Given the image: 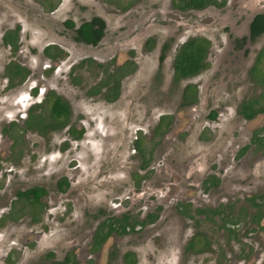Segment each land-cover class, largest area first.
Segmentation results:
<instances>
[{
	"label": "rangeland",
	"instance_id": "rangeland-1",
	"mask_svg": "<svg viewBox=\"0 0 264 264\" xmlns=\"http://www.w3.org/2000/svg\"><path fill=\"white\" fill-rule=\"evenodd\" d=\"M253 2L254 6L250 0H228L221 9L182 14L170 5V0H0V155H5L7 143L1 139V131L9 125L13 128V124L17 126L13 128L15 133L21 131L30 107L42 103L48 91H55L69 102L72 124L84 128L88 137L94 135L89 140L92 149L82 143L71 144L63 151L69 139L67 130L46 139L35 133L20 134L25 150L20 173L8 174L10 170L17 173L15 166L0 161V210L9 208L13 189L34 183L51 188L62 175L60 170H67L65 173L71 180L80 171L72 194L50 193L51 215L45 209L35 227L30 224L31 218L23 215L19 221H13L15 225L7 224L0 230V264L6 263V255H11L8 264H46L49 254L62 260L68 253V245L85 246L89 242L97 223L93 217L97 215L117 217L131 211L133 219L141 222L157 206L150 191L182 182L176 169H181L183 176L197 171L195 184L217 174L222 185L218 193L203 196L199 191L191 200L171 198L173 190L159 204L162 209L155 223L138 228L132 235L114 237L108 245L109 260L102 264H126L123 256L127 252L134 254L136 264H264V231L240 234L237 243L227 244L226 236L204 222L201 230H206L211 237L214 250L193 255L185 247L198 231L195 222L174 213V205L181 202H193V207L199 208L205 204L217 206L223 201L264 192V155L251 150L240 161L235 159L239 149L249 143L252 132L264 125V116L247 123L236 113L252 89L247 72L264 46V36L251 45L249 57H242L230 51L231 34L228 33L229 29L235 34L247 31L251 17L257 12L247 9L262 5L264 0ZM53 5L56 9L48 12ZM98 17L106 21L107 31L97 48L75 43L73 32L63 26L66 20L79 26ZM224 25H227L225 30ZM16 26L21 27V48L13 56L2 38ZM199 36L212 42L209 67L198 77L175 84L170 59L163 66V76L157 80L155 74L163 44L171 41V48H176L189 38ZM149 40H152L151 49L146 45ZM50 45L62 49L65 58L51 63L43 54L44 48ZM129 51L137 67L122 81L120 98L113 104L86 95L102 79L95 67L77 69L71 75V69L87 59L101 63L110 72L115 69L114 65L127 60ZM11 61L26 66L31 72L27 81L14 90L7 87L5 76ZM188 85L197 86L199 95L192 125L188 110L184 113L186 108L181 106ZM211 111L217 113L215 121L207 119ZM168 114L179 117L185 114L186 119L184 127L175 129L163 140L155 137L154 131L160 117ZM139 136L146 151L152 144L157 148L150 154L151 168L143 173L137 191L132 175L137 172L142 157L134 154L133 146ZM41 164L50 181L32 174ZM77 165L79 169L75 168ZM170 171H175L177 177L168 183ZM24 179L31 184L23 185ZM198 197L203 205L196 201ZM133 198V203L127 201L120 206L123 199ZM31 233L41 234V239L29 249L34 243H28ZM252 249L249 258L244 257ZM257 257L259 260L255 263Z\"/></svg>",
	"mask_w": 264,
	"mask_h": 264
},
{
	"label": "flooded vegetation",
	"instance_id": "flooded-vegetation-1",
	"mask_svg": "<svg viewBox=\"0 0 264 264\" xmlns=\"http://www.w3.org/2000/svg\"><path fill=\"white\" fill-rule=\"evenodd\" d=\"M194 1L202 2V0H170V5L178 13L186 14L189 12H203L212 8L221 9L224 8L228 3V0H204L206 3L203 2L201 4L197 2L195 3ZM253 1L254 0H250V3H252V5L254 6ZM52 8L53 10L51 11ZM55 9L56 5H53L51 8L48 9V12L52 13ZM247 11L251 13L257 11L250 19L247 31L243 34H235L233 30H228V33L231 34L230 51L235 54H240L242 57H249L251 54V45L258 43V41L264 36V32L259 34L258 36H255L253 32V28L257 21L264 22V3L258 7L247 9ZM93 19L95 18H92L88 21H84L79 26L76 25L75 22L72 20H66L63 22V26L67 31L73 32V40L75 43L90 48H97L98 46H100L101 42L105 38L107 31V23L103 18H99L104 22V28L100 30L102 35L96 43H90L89 40H83L79 35V30L86 23H90ZM226 28L227 25H224L223 30H225ZM9 31H17L18 53L21 48V27L16 26L13 29L7 30L5 34ZM151 41L152 40H149L146 43V45L149 46L148 49L153 48L152 43L151 45H149ZM192 41L202 44L205 48L201 68L193 76L178 79L175 70L176 58L181 48ZM170 42L171 41H167L166 43H164L160 49L158 67L155 74V78L157 80L163 76V66L170 59H172V79L173 83L175 84H179L182 81H189L190 79L196 78L209 67L208 60L212 44L210 39L204 36L192 37L184 41L180 46L176 48H171ZM47 49H50L51 52H57L59 58L56 61L50 59V57L45 54ZM17 53L14 54L12 52L13 56H15ZM43 54L47 59L51 61V63L61 61L66 56L65 52L56 45H50L45 47L43 50ZM132 54L135 55V52H132ZM10 64L18 65L24 69L23 75L25 77V80L21 84H18L14 88L10 89L14 90L16 88L21 87L27 81V79L31 76V72L26 66L24 67L16 61H11L9 65ZM114 66V70L107 72L105 71L106 67L101 63H95L94 60L87 59L83 60L76 67H73V69H71V75H73L77 69H89L95 67L99 71L100 76L102 75V79L96 85L88 89L86 95L89 98L100 97L102 101L108 104H113L120 98L122 90V81L135 72L137 63L134 61L129 51L127 60L124 61L121 65ZM247 76L249 78V83L252 87V91L249 90L247 96L240 102L237 107L236 113L239 118L246 121L247 123H253L257 119L262 118L264 116V46L260 47L259 51L257 52L251 67L248 69ZM21 79L22 76H19V78L17 79V83H19ZM73 82L74 84H78L75 80H73ZM97 89L99 90V93L94 94ZM115 93L117 94L116 99H114ZM36 94L34 96H37ZM55 97L60 98L61 101L67 104V106L69 107V118L67 119L65 126H60L63 125L62 122L64 117H62L59 122V127L51 129L48 128V126L46 125L48 123L49 117L48 111ZM198 99L199 95L197 86H186L184 89L181 106L186 108L183 111L184 113L186 112V110H188V113L190 115L188 119L191 125L194 122V120H192L194 119L193 115L196 114L194 111L196 110V108H198ZM39 105H43V108L33 110L34 108H36V106ZM31 114L42 115L45 121L42 128L37 126L35 120L31 118ZM184 116L179 117L178 115L172 116L170 114L161 116L159 119V123L157 124L154 131L155 137H162L163 140L167 136L169 138L175 129L178 130L179 128L184 127L183 123L186 119V117ZM71 118L72 108L69 102L66 101L60 95H58L55 91H48L42 103L30 107L27 112V116L23 118L24 122L21 131H16L15 133V130H13V128H17L15 124H13V128L12 125H9L7 129H3V131H1V139H4L7 143L6 150L4 151L5 155H0V161L2 164L5 162L13 163L12 166H15L17 170V173L10 170L8 171V174H19L20 170L24 167L22 165V156L24 155L25 150L22 148V145L20 143V138L22 137V135L20 134L27 135L30 133H35L40 137L46 139L50 135H54L58 132H63L64 130H67V135L69 136V139L68 142L65 143L66 145L64 146V148L61 150L65 151V149L68 148L71 144L80 145L82 143L88 145L89 149H92V145H90L91 142L89 140L94 135L88 137L84 128H79L76 124L71 123ZM207 119L215 121L217 119V113L215 111H211ZM186 127H189V122ZM156 148L157 145L152 144L151 149L146 151L143 144V138L139 136L135 140L133 146L134 154L138 153L142 157L141 164L139 165L137 172L132 175L134 189H136L137 191L140 190L141 179H143V173L146 172L149 168H151L150 154L153 155ZM89 149L86 150L87 153L89 152V155L94 158V154L90 152L91 150ZM251 150L258 151V153H261L260 156L264 155V125L255 129L252 132L249 143L239 149L235 156V159H237V161H240L242 158L246 157L250 152H252ZM146 153H148L149 157L146 155ZM46 160L49 161V158H47ZM75 168L79 169L80 166L77 165L75 166ZM36 170L37 171H32V174L34 176L40 177L42 180L45 179L46 181H50V177H48V173L46 169H44L43 164H41L39 169ZM175 171L181 174L180 178L182 179V182H175L173 184L163 185L161 188L156 189V191H150L151 195L155 198L157 206L154 208V211H152V213H146L141 222H137L133 219L134 217L131 215V211L125 212L122 215H118L117 217L111 215L94 216L93 219H96L97 223L90 235L89 242H87L85 246L80 244H70L68 245V253L64 256V258H62V260L55 259V254H49V260L45 261V263L102 264L105 261L109 260L107 256V254L109 253L108 245L113 242L112 240L114 239V237H124L132 235L138 230V228H143L146 225L155 223L159 218V212L162 209L159 204L163 202L164 199L169 198V194L172 193L173 190L174 193L172 194L171 198L191 200L195 198L194 195L198 194L199 191L203 193V196L218 193L220 186L222 185V179L217 174L208 175L203 182L200 181V183L195 184L193 181H195L197 178L194 176L197 171L192 173L189 172V176H183L181 169H176ZM175 171H170L168 173V183H170V181L177 177ZM59 172L62 175L58 177L56 184L51 187L52 190L47 185H38L37 183H34L33 185H29L27 187L25 186L26 188L24 187L19 189H13V201L11 202L9 208H2L0 210V230L4 229L7 224L15 225L13 221H19V218L23 215L29 216L31 218L30 224L33 227H35V225L40 222V219L42 220L41 217L43 215V212H45V209H48L46 210V212L51 215L52 209L50 208V203L48 201L50 193L54 191L60 194L61 196L72 194L73 183L78 182L77 178L80 175V171L77 170L74 178L71 180V178L67 176V173H65L67 172V170H60ZM4 176H6V174H4L3 177ZM21 183L23 185H26L31 184V181L28 179H24ZM185 185H188L189 187L185 188ZM172 186H174L175 189H173ZM1 187L2 186H0V189ZM232 200L223 201L222 203L217 204V206H215L214 204L203 205V201L198 197L196 201H199V203L203 205L200 208L197 206L193 207V202H181L177 205H174V213L181 215L182 218H184L185 220H193L198 230L193 236V238L190 239V241L186 245L185 251L190 252L189 254L193 255H202L209 253L211 250H214V243L212 242L211 237L206 233V230H201L202 224L204 222L210 224L212 226L210 228H215L217 232H220L221 234H223V236H226L227 244L237 243L239 241L240 234L246 236L248 234L251 235L253 232H260V234L263 233L261 231H264V192L258 195L247 196L245 198L235 199L233 201ZM127 201L131 203L132 201H134V198L133 200L123 199L120 206H122V203ZM18 214H20V216H18ZM16 215L18 217H16ZM124 229L125 233L123 232ZM29 237L30 240L28 241V243L34 242L33 244L29 245L30 249L32 246H34L35 243H37V241H39V239H41V234L31 233ZM198 244H200L199 247ZM252 251L253 249L248 253L247 256L244 257L249 258ZM10 258L11 255H6L4 263H10ZM123 258L126 264H136L135 256L132 252L125 253ZM258 260L259 259L257 257L254 259V262L258 263Z\"/></svg>",
	"mask_w": 264,
	"mask_h": 264
},
{
	"label": "trees",
	"instance_id": "trees-1",
	"mask_svg": "<svg viewBox=\"0 0 264 264\" xmlns=\"http://www.w3.org/2000/svg\"><path fill=\"white\" fill-rule=\"evenodd\" d=\"M195 3L197 1H194ZM205 2L202 0V2L197 3H203ZM206 3V2H205ZM53 8L51 9V11ZM104 28V22L99 19L95 18L90 23H86L80 30L79 35L83 40H89L90 43H96L100 36L102 35L100 30ZM253 32L255 36H258L259 34L264 32V22L257 21ZM3 44L4 46L10 48L11 52L14 54L18 51V36L17 31L12 32L9 31L5 34L3 38ZM205 53V48L202 44H199L198 42L192 41L189 44H186L183 46L176 58L175 62V70L177 74V78H186L189 76H193L196 74L202 65L203 56ZM45 54L50 57V59L56 61L59 58V55L57 52L52 51L50 49H47ZM24 69L21 68L18 65L10 64L6 68V78L8 79V88L12 89L18 84H21L24 80ZM19 76H22V79L19 83H17V79ZM37 93V91H36ZM99 93V90L97 89L94 94ZM117 94H114V99H116ZM42 109L43 105L36 106L35 109ZM49 117H48V123L46 126L51 129H55L59 127V122L62 117H64L62 124L60 126H65L67 119L69 118V107L67 104L63 101H61L60 98L55 97L54 101L52 102V105L48 111ZM31 118L35 120L38 127H43L44 125V119L41 114L34 115L31 114ZM136 225V224H135ZM125 233V229L123 230Z\"/></svg>",
	"mask_w": 264,
	"mask_h": 264
}]
</instances>
